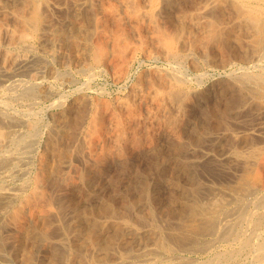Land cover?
Here are the masks:
<instances>
[{
	"label": "bare ground",
	"instance_id": "6f19581e",
	"mask_svg": "<svg viewBox=\"0 0 264 264\" xmlns=\"http://www.w3.org/2000/svg\"><path fill=\"white\" fill-rule=\"evenodd\" d=\"M171 1L172 0H73L76 10L75 17H77V19L76 21L73 20L74 30L72 29L73 33L71 34L70 32L72 31L67 29L68 27H55V25H48L46 23L47 21L45 22V19L50 18L49 16H51V12L56 6L57 0H0L1 76L10 75L11 73H15L16 70L24 72L27 70L29 72L33 69L36 70L33 66L41 60H39L35 54L31 55L33 47L32 40L35 36H40L41 38L46 39V41L52 43L61 40L62 44L63 42L65 44H70L74 49L81 51V58L85 63H89V66L90 63L97 66L109 65L116 70L118 73L117 76H122V74L126 73L129 62L132 57H134L133 55L136 54L134 53L136 39H138L136 38V35L145 39L146 35H143V31L146 30L145 28L149 30V38H153V43L158 46H163L164 50H166L164 53L169 57H176V54L180 53V51H175V47L177 48L179 46L177 43H179V39L183 34L187 33V30L191 34L193 32L191 40L196 45L200 46L199 48L202 47L203 50L205 49L204 51L213 50L212 52L220 53L222 56V61L220 60L222 65L238 67V69H235L226 75L224 74L225 76H215L204 73V142L202 141L204 143V160H192L196 164H200L204 161V186H202L204 189H200L195 182L197 181L195 180V178H197V171L195 173L188 171V174H185L186 181L185 178H183V180L178 179L175 180V182L174 178L177 176L175 173L169 172L170 181L177 183V186L180 187L179 191H174L173 189L174 192L170 193L166 192V189V191L161 189L159 186L153 188V183L150 185V182L144 180L145 178L143 177H141L143 179H133L130 185L135 191L125 198H117L116 194H111L110 192L105 201L101 203L99 201V203L91 205L88 210L84 208L85 204L83 205L82 210L77 208V218L79 220H77L78 222H76L74 228L72 227L73 230H75L72 235L75 236V233L77 232V236L72 237V235H70L73 239L68 243L66 242L67 239L65 241V238H63V236L60 238L59 235L64 228L65 222L68 220L67 218L70 212H68V208L70 207V204L68 205L67 203L69 202L68 200L73 202L75 199H79L76 196L77 192L80 190L82 191V189H80L81 181L78 180L80 178L71 176L74 171L69 175L64 173L65 171L62 172V169L64 168H56L57 166L55 167L54 163L52 166L47 165V169H41L42 171L44 170L43 172L36 171V173L38 172L39 174L36 175V177L34 176L35 183L33 186L30 185V178H27L28 181L24 182V184L22 183L23 185L20 186L21 191L19 190L21 193L24 189L32 187L30 192L25 195H22L18 191L16 192V190L10 186L11 184L9 185L10 188H13L15 191L7 189L5 185L3 186L4 183L0 182V264H8V248L15 246V243H17L15 238L19 233L23 234V238H25L21 247L23 248L24 257L22 256V258L24 262L21 264H39L33 262L34 258H36L34 257L36 256L34 255L35 243L37 240H41V242L47 241L48 243V240L51 241V239L55 240L58 246L60 245L59 247L62 248L63 246L62 249H65V247H67V249L66 252H63L62 249L57 247V249L49 251V260L43 264H134L131 260L132 258H140L148 255L150 256V259L147 260L148 262L145 261L146 263L141 264H264V0H176L180 6V12L179 14L177 13L178 16L176 17L167 14L169 20L166 21L163 17V13H169L168 8ZM16 2L19 5L17 8L13 5ZM68 2L70 1L68 0ZM189 4L198 6L200 9L203 8L201 7L203 4L205 8L203 16H210L205 22L204 20H198L199 25L196 26L195 29L194 24H189L193 26L187 25V15L191 14L193 16V12L190 13L189 11V9H191V7L189 8ZM201 11L203 13L204 10L202 9ZM232 15L240 18L237 21L239 23L229 27L225 26L226 28L222 26V28L220 23ZM232 18H234V16ZM163 19L173 26L172 29H175L174 34H171L172 36L165 35L168 31L165 30V32L163 30L168 28H163ZM66 22H63L62 25L66 24ZM241 24H244L245 27H242ZM170 25L167 27H170ZM172 29L170 27V30ZM146 32L147 31H145V33ZM189 32L188 34H190ZM186 35L187 34H185V36ZM187 37L188 36H186V39H188ZM246 39L247 45H245ZM137 41V43H139V40ZM193 42L190 44L192 47ZM43 43L44 42H42V44ZM140 43L142 44L143 40H140ZM48 44L49 43H47V45ZM141 44L139 46L142 48V46L145 47L146 43L142 44V46ZM52 45H50V47H52ZM157 45L154 46L156 47ZM184 45H186V43ZM150 46L149 48L147 47L148 51ZM10 47L21 48L25 53L20 52L21 54H19L11 52L9 49ZM66 47L64 48L66 49ZM155 47L151 46L152 49ZM44 48L46 49L47 47L44 46ZM68 48L71 49L72 52L74 51V49L72 50V48ZM180 48L184 49L183 47ZM194 48L197 47L194 46ZM45 49L44 51H46ZM55 49L54 46V49L52 50ZM144 49L145 48H143V50ZM78 50L76 51L79 52ZM47 51H49L51 55L54 53V51L51 52L49 49ZM71 51L69 54H71ZM156 53H158V50ZM207 54L208 53H206V55ZM66 57L67 55L64 59H66ZM202 58L204 57L201 56V59ZM82 59L81 61H83ZM206 59L208 60V58ZM152 60H154V58ZM69 61L70 60H68V62ZM166 62L168 63V61ZM217 63L219 62L217 61ZM170 65L172 66L171 63ZM158 66L159 65H157V67ZM36 67H38V65H36ZM90 67L92 68V66ZM220 67L222 66L220 65ZM83 70L84 68L82 69V72ZM86 70L88 72V69ZM159 70L149 71L150 73L148 72L146 77H143L145 89H139L137 87L131 90V93L128 91L130 95H128L127 98L118 101L117 107L109 115V122L107 124H101L99 123L100 119L95 118L93 119L94 124L92 123L93 127H90V129L88 127L87 129L89 130H84L80 135L81 145L79 144L78 154L84 157L87 155H94L95 153H99L98 151H101V153L98 154L100 157H95L98 158V160L93 159V163L88 162L90 163L89 166L91 171H95V175L102 172L98 165H100L103 160L107 159V153L110 151L111 155L113 152H120L123 154L127 152V150H131L136 154H140L147 149L154 151L157 149H154L155 143L163 134H172L175 138L181 135L183 120L188 113L190 116L191 109L189 112L187 109L192 106L193 95L184 89L183 77L177 70H175V68L164 72L161 71V69ZM116 72H113L115 76ZM46 73L47 72L44 74L46 75ZM34 74L37 75L39 72L37 74L35 72ZM56 74L57 73H55V75ZM57 77L60 76L58 75ZM90 78L89 80L91 81ZM63 79L65 80V78ZM115 80L116 79L114 78V81ZM14 81L15 80H13V82ZM139 81V85H141L142 78H140ZM23 84L24 83H22V85ZM36 86L38 87V85ZM87 86L89 87L90 85L87 84ZM88 87L86 88L88 89ZM1 88L3 89V87ZM28 88L29 87L27 86L26 91ZM80 89L82 88L80 87L79 90ZM47 90H49V88ZM42 91L45 92L44 90ZM26 93H28V91ZM13 95L9 96L12 97ZM22 98H20V100ZM15 100L18 99L15 98ZM57 106H59V103ZM142 106L146 107L144 113L140 109ZM26 107L28 108L29 106ZM36 111H38V109ZM94 111L96 113L97 110L94 108ZM86 112H88V110ZM97 114L99 113L97 112L95 115L97 116ZM5 118L0 116V168L8 167L9 165L12 166V164L15 166L14 159L16 158V155L19 157L21 154L27 152L30 154L31 152V138H25V136L21 135L14 136L12 132L4 130L2 128L3 126L10 127V124H14V122L10 123L7 120L8 117ZM9 120L13 121L11 118ZM15 120L16 119H14V121ZM17 120L19 119L17 118ZM54 121L55 124L56 119ZM17 122L18 121L15 123L17 124ZM31 122L29 125L27 124V127L33 129L35 124H31ZM33 122L35 123V121ZM63 122L66 121L64 120ZM21 123L23 125L24 121H20V124ZM56 126L57 123L55 127ZM77 126V122L72 124L73 128H76ZM51 128L52 127L50 126V129ZM67 128L69 127L67 126ZM58 130L61 131L60 129L53 127V129L48 132L45 147L46 149L52 148L53 152L54 149H58L60 151V155H58L60 158L59 161H62L61 163H63L68 157V149L72 146L69 144L71 147L67 148L68 143L63 146L59 145L57 140L55 141L59 134ZM43 131L44 130H42V132ZM143 132L144 134H142ZM36 133L37 137H39V132ZM71 135L70 132L66 134V142L71 139ZM169 136L171 135H167V137ZM76 138L79 137L77 136ZM171 138H173V136ZM202 138V135L198 136V138H194L195 140L193 139L192 142L198 144ZM181 139L177 140L180 142ZM186 141L187 140L183 142ZM11 143L14 144L12 148L13 150L8 148ZM171 144H173V142ZM180 144L171 147L179 157H185V159L189 158V156L186 158L184 149ZM200 144H198V146H200ZM192 147L194 148V146ZM34 148L36 149V147ZM31 156L34 155L32 154ZM151 162L152 164H148L151 167L155 166L156 163L153 162L152 159ZM21 163L19 166H21ZM31 164L33 163L31 162ZM79 164L80 163L76 164L77 170H79ZM42 165L46 166V164ZM186 165H188L187 162ZM173 167L174 166H172V169ZM182 167L184 172L186 166ZM195 167L197 168V165ZM77 170L76 172H78ZM25 172L21 173L24 175ZM22 174L19 173L18 176ZM199 176L198 178H200ZM14 179L13 181H15ZM86 190L84 189L85 192H87ZM98 193L100 192L98 191ZM77 205L80 204L78 203ZM73 215L74 214H71L69 219H71V216ZM84 217L87 219L86 221H84ZM98 218H105L106 221L104 219H102V221L104 220V222L107 223L105 225H109V227H113V229H111V231H103L101 229L102 227H99L97 224V221L99 222V220H97ZM171 219L179 220L180 225L173 227L172 224L175 223L170 224ZM146 220L150 221V224H148L151 229L145 228L146 226L143 227V223ZM70 222L71 223L68 222L69 226L72 224V221ZM32 233H35L36 238L33 237V239H29ZM69 233L71 234V232ZM201 237H204V248L201 245L198 249H204V254L209 253L210 256L204 260L187 257L188 255L185 256V253L192 248L189 247L191 243L190 241L194 238L201 239ZM137 240L140 242L139 246L135 244V241ZM15 250L13 252H15ZM245 250L251 255L248 259V263H237V253H241V251ZM11 256L13 255L11 254Z\"/></svg>",
	"mask_w": 264,
	"mask_h": 264
},
{
	"label": "rangeland",
	"instance_id": "374dc122",
	"mask_svg": "<svg viewBox=\"0 0 264 264\" xmlns=\"http://www.w3.org/2000/svg\"><path fill=\"white\" fill-rule=\"evenodd\" d=\"M65 3H64V2ZM70 2H68V0H60L58 1L57 0V4H56V8L54 7L53 8V11L51 12V16H49L50 18H47L45 19V22L48 24V25H55V27H68L67 29L71 30L72 29L74 30V21H76L77 17H75V5H74V2L73 0H69ZM64 4H63V3ZM173 2V3H172ZM60 5H59V4ZM14 7H18V3H14L13 4ZM12 5V7H13ZM11 7V8H12ZM191 7V9H189L190 13L193 12V16L191 14L187 15L186 19L188 20L187 22V25L189 24H194V29L196 28V26L199 25V22L198 20L200 21H203L204 22L206 20L209 19L210 16H203L204 12H205V8H204V5L202 4L201 7L203 8H198V6H195V5H192V4H189V8ZM195 10H194V8ZM74 8V9H73ZM13 9V8H12ZM59 9V10H58ZM178 9V10H177ZM204 10L203 13L201 10ZM56 10V11H55ZM58 10V12H57ZM74 10V11H73ZM180 10V6H179V3L176 1V0H172L171 1V4L169 5V8H168V11L169 13L165 12L163 13V17L164 19H166V21H168V16L167 14H170L171 16H178L177 13L179 14V11ZM193 10V11H191ZM63 11V13H62ZM200 11H201V14H200ZM60 12V13H59ZM71 12V13H70ZM62 13V14H61ZM65 13V14H64ZM176 15H174V14ZM199 13V14H198ZM165 15V16H164ZM195 15V16H194ZM199 15H202V16H199ZM206 15V14H205ZM167 16V17H166ZM190 16V17H189ZM234 16V18H232ZM61 17V18H60ZM65 17V18H64ZM67 17V18H66ZM70 17V18H69ZM166 17V18H165ZM205 17V18H203ZM64 18V19H63ZM69 18V19H68ZM75 18V19H74ZM48 19H49V22H48ZM62 19V20H61ZM67 19V20H66ZM163 19V20H164ZM240 18H237L235 15H232L230 16L229 18H227L225 21L221 22L220 23V26L222 27H229V26H233V25H236L238 24L239 22H237ZM51 20V21H50ZM71 20V21H70ZM161 20V19H160ZM162 20V21H163ZM57 21V23H56ZM67 21V22H66ZM161 21V22H162ZM164 20V25H163V28H168V29H164L163 31H168L166 32L165 35H173L174 34V30L175 29H172V25L169 24V22H166ZM194 21V22H193ZM236 21V22H235ZM54 22V23H53ZM65 23L64 25H62V23ZM191 22V23H190ZM193 22V23H192ZM53 23V24H52ZM70 23V24H69ZM168 23V24H167ZM60 24V25H59ZM171 27V29L173 30H170V27H167L169 26ZM189 26H193V25H189ZM242 27H245L244 24H241ZM54 27V26H53ZM222 27V28H223ZM225 27V28H226ZM193 28V27H192ZM147 31L145 33V31H143V35L145 36V39H142L140 38L138 35H136V48H135V52L136 53L135 55H133L134 57H132L131 61L129 62V66H128V69L126 71V73L118 75V73L116 72V70H114L113 67L109 66V65H92L90 63V66H92V68L88 65L89 63H85V61L81 58V51L78 50V49H74V47L70 46V44H65L63 42H61V40L59 41H55V42H50V41H46V39L44 38H41L40 36H35L34 39L32 40V53L31 55H34L39 59L41 60L40 62L38 61L36 64H34L33 68H36L33 69L32 71L30 70V72L27 70V71H20V70H16L15 73H11L10 75H0V116L2 118H7V120L11 123V122H14V124H10L9 126L10 127H6V126H3L2 128L4 130H8L10 132L13 133L14 136H25V138H31V146H30V154L27 152V153H24V154H21L19 155V157L16 155V158L14 159L15 161V166L12 164L9 165L8 167H2L0 168V182L4 183L3 186L5 185V187L9 190H12V191H15L16 192H20L21 189H20V186H22L24 184V182L28 181V179L32 178L31 180L29 179V182H30V185H34V176L36 177V175H38L39 173L38 172H41L42 168L44 169H47V165H50L52 166L53 163H54V166L56 168H64L62 169L64 173H67L69 175H71V172L72 175L71 176H75L76 178H80L78 180H80V189H82V191H78L77 192V197L79 199H75V201L73 202H70V200H68L69 202L68 205L70 206L68 208V212H69V215H68V220L65 222V225L64 224V228H63V232L61 231L60 232V238H65V241L67 239L66 242L69 243L70 240H72L73 236L72 234H74L75 230H73L74 226L76 225V222H78L77 220H79L77 218L78 216V210L77 208H80L82 210V207L83 205L87 204L86 206L84 205V208L86 210L89 209V207L93 204H97L103 201H105L107 199V196L108 194L111 192V194H116L115 196L118 198H125L126 196H128L130 193L134 192L135 189L130 185L131 181L133 179H143L145 178L144 180H147L148 182H150V185L153 183V188L155 186H159L161 189L165 190L166 192L170 193V192H174V191H179L180 187L177 186V183H174L175 180H183V178H185V181H186V175L188 174L187 172L191 171V173H195L196 171L199 173L196 172V177L195 180H199L198 182H196V184L199 186L200 189H204V161L201 162L200 164H196L194 161H197V160H201L204 158V73H208V74H212V75H215V76H225L226 74H228L229 72L235 70V69H238L237 66H229V65H222V56L220 53L218 52H212L213 50H208V51H204L203 48H199L200 46L196 45L191 39H192V34L186 30L187 34L186 36H188L186 39V36L185 34H183V36L179 39V43H177V45H179L177 48L175 47V51H180V53H177L176 54V57H169L166 55V53H164V51L166 52V50H164V47L163 46H158L157 44L153 43L154 40H152L153 38H149L150 36V32L147 28H145ZM193 29V30H194ZM188 32L190 34H188ZM71 34L73 33L70 32ZM168 33V34H167ZM170 33V34H169ZM148 35V36H147ZM171 35V36H172ZM190 35V36H189ZM148 37V38H147ZM38 39V40H36ZM41 39V40H40ZM151 40V41H148V40ZM168 39V38H167ZM186 39V40H185ZM139 40V43H137ZM140 40H143V43H146L145 44V47L142 46V44L140 43ZM145 40V41H144ZM191 40V42H190ZM46 41V42H45ZM35 42V43H34ZM42 42H44L42 44ZM150 42V43H149ZM178 42V40H177ZM193 42V47L192 44ZM47 43H49V47L47 45ZM53 45H52V44ZM152 43V45H151ZM186 43V45H184ZM188 43V45H187ZM247 43V39H246V42H245V45ZM40 44V45H39ZM45 44V45H44ZM56 44V45H55ZM141 44L142 48L139 46ZM148 44V45H147ZM152 47H155L154 45H157L154 49L151 48ZM46 46L47 48L45 49L44 46ZM50 45H52V47H50ZM69 45V46H68ZM43 46V47H41ZM54 46H55V50H52L54 49ZM67 46V47H66ZM150 46V50L149 51H152V52H149L147 49L149 48ZM197 47V48H194ZM66 47V49L64 48ZM68 47L72 48V50L74 49V51L72 52L71 49H69ZM148 47V48H147ZM180 47H183L184 49L180 48ZM16 47H10V51L11 52H16V53H25V51L21 48H16ZM44 48L46 51H44ZM52 48V49H51ZM143 48H145L143 50ZM14 49V50H13ZM40 49V50H39ZM50 50L51 52L54 51L53 55L50 54L49 51L47 50ZM163 49V50H162ZM177 49V50H176ZM193 51H192V50ZM34 50V51H33ZM76 50H78L79 52H77ZM142 50V51H141ZM158 50V53H156ZM160 50V51H159ZM185 50V51H184ZM203 50V51H202ZM18 51V52H17ZM36 51V52H35ZM40 51V52H39ZM69 51V52H68ZM71 51V54H69ZM141 51V52H140ZM184 51V52H183ZM188 51V52H187ZM197 51V52H195ZM199 51V52H198ZM201 51V52H200ZM21 52V53H20ZM39 52V54H38ZM76 52V53H75ZM163 52V53H162ZM194 52V53H193ZM208 53L206 55V53ZM211 52V53H210ZM147 53V54H146ZM215 53V54H214ZM38 54V55H37ZM48 54V55H47ZM76 54V56H75ZM164 54V55H163ZM179 54V55H178ZM201 54V55H199ZM211 56H210V55ZM67 55L66 59L65 56ZM73 55V56H72ZM141 55V56H140ZM147 55V56H146ZM151 55V56H150ZM188 55V56H187ZM194 55V56H193ZM209 55V57H208ZM40 56V57H39ZM52 56V57H51ZM72 56V57H71ZM146 56V57H145ZM154 56V57H153ZM183 56V57H182ZM201 56L204 57L201 59ZM77 57V58H76ZM145 57V58H144ZM150 57V58H149ZM160 57V58H159ZM196 57V58H195ZM211 57V58H210ZM54 58V59H53ZM70 58V59H69ZM80 58V60H79ZM154 58V60H152ZM159 58V59H158ZM164 60H163V59ZM178 58V59H177ZM208 58V60L206 59ZM45 59V60H44ZM75 59H76V62H75ZM81 59L83 61H81ZM167 59V60H166ZM173 59V60H172ZM175 59V60H174ZM216 59V61H215ZM44 60V61H43ZM68 60H70L68 62ZM72 60V61H71ZM158 60V61H157ZM170 60V61H169ZM172 60V61H171ZM181 60V61H180ZM183 60V61H182ZM202 60V61H201ZM221 60V61H220ZM67 61V62H66ZM79 61V62H78ZM144 61V62H143ZM168 61V63L166 62ZM187 61V62H186ZM217 61L219 63H217ZM48 62V63H47ZM178 62V63H177ZM264 62V60H263ZM78 63V64H77ZM141 63V64H139ZM153 63V64H152ZM170 63L172 64V66L170 65ZM185 63V64H184ZM39 64H42V65H39ZM81 64H84V65H81ZM193 64V65H191ZM215 64V65H214ZM36 65H38V67H36ZM47 65V66H46ZM60 65V66H59ZM76 65V66H75ZM86 65V66H85ZM150 65V66H149ZM154 65V66H153ZM157 65H159L157 67ZM217 65V66H216ZM220 65L222 67H220ZM54 66V67H52ZM89 66V67H87ZM149 66V67H148ZM187 68H186V67ZM202 66V67H201ZM210 66V67H209ZM40 67V69H39ZM42 67V68H41ZM44 67V68H43ZM102 67V68H101ZM108 67V68H107ZM110 67V68H109ZM138 67V68H137ZM147 67V68H146ZM151 67V68H150ZM160 67V68H159ZM171 67V68H170ZM199 67V68H198ZM232 67V68H231ZM51 68V69H50ZM84 68L83 72H82V69ZM88 69V72L86 69ZM94 68V69H93ZM163 68V69H162ZM175 68V70H177L183 77V86H184V89L188 92H190L192 95H193V101H192V106L189 107L188 112L189 110L191 109V112H190V116L187 114L183 120V123H182V133L180 136H176L177 138H175L174 135L172 134H163L160 138L162 139H158L157 142L155 143V148L157 149H153L154 151H151V150H144L142 151L140 154H136L135 152H132L131 150H127V152L121 154L120 152L118 153H112L111 155V151L107 153L108 157L107 159L103 160L101 162L100 165H98L102 172L99 173V174H96L95 175V171H91V168H90V163L92 162L93 163V159L95 160H98V158H95V157H100V155H98L99 153H101V151H98L99 153H95L94 155H87V156H81L80 154H78V148L79 146L81 145V141H80V135L82 134V132L84 130H89L90 127H93L92 125L94 124V121L93 119L95 118H98L100 119V122L101 124H107L109 122V115L112 111H114V109L117 107V103L118 101L122 100V99H125L128 97V95H130V93L132 92L131 90L135 89V88H139V89H142L144 87V84L143 83V77H146V75L148 74V72L150 71H155V70H159L161 69V71H168V70H173ZM180 68V69H178ZM197 68V69H195ZM213 68V69H212ZM46 69V71H45ZM56 69V70H55ZM90 69V70H89ZM93 69V70H92ZM103 69V70H102ZM109 69V70H107ZM138 69V70H137ZM140 69V70H139ZM151 69V70H150ZM206 69V70H205ZM209 69V70H208ZM229 69V70H228ZM232 69V70H231ZM43 70V71H41ZM96 70V71H95ZM116 72V76L115 74H113V72ZM143 70V71H142ZM145 70V71H144ZM183 70V71H182ZM208 70V71H207ZM224 70V71H223ZM39 74H37L38 72ZM53 71V72H52ZM74 71V72H73ZM79 71V72H78ZM91 73H90V72ZM109 71V72H108ZM160 71V70H159ZM213 71V72H212ZM228 71V72H227ZM18 72V73H17ZM22 72V73H21ZM36 72L37 75H35L34 73ZM45 72L46 75L44 74ZM49 72V73H48ZM82 72V73H81ZM94 74H93V73ZM100 72V73H99ZM104 72V73H103ZM149 72V73H150ZM186 72V73H185ZM219 72V73H218ZM21 73V74H20ZM55 73H57L55 75ZM65 75L63 76L62 75ZM84 73V74H83ZM112 73V74H111ZM146 73V74H145ZM222 73V74H221ZM67 74V75H66ZM138 74V75H137ZM142 74V75H141ZM184 74V76H183ZM220 74V75H218ZM225 74V75H224ZM18 75V76H17ZM27 75H32L30 76H27ZM35 75V76H34ZM51 77H50V76ZM60 76V77H57V76ZM62 75V76H61ZM87 75V76H86ZM95 77H94V76ZM24 76V77H23ZM34 76V78H33ZM49 76V77H48ZM55 76V77H54ZM125 76V77H124ZM187 76V77H185ZM27 77V78H26ZM32 77V78H31ZM36 77V78H35ZM54 77V78H53ZM86 77V78H85ZM91 79V81L89 80V78ZM121 77V78H120ZM129 77V78H128ZM16 78V79H15ZM24 78V79H23ZM42 78V79H41ZM65 78V80L63 79ZM67 78V79H66ZM71 78V79H70ZM114 78L116 79L114 81ZM118 78V79H117ZM140 78H142V83L141 85H139L140 83ZM187 78V79H186ZM18 79V80H17ZM47 79V80H46ZM96 79V80H95ZM120 79V80H119ZM127 79V80H126ZM139 79V80H138ZM5 80V81H4ZM13 80H15L13 82ZM26 82H24V81ZM36 80V81H35ZM40 80V81H39ZM43 80V81H42ZM46 80V81H45ZM188 80V81H187ZM191 80V81H190ZM4 81V82H3ZM18 81V82H17ZM38 81V82H37ZM88 81V82H87ZM94 81V82H93ZM20 82V83H19ZM30 82V83H29ZM85 82V83H84ZM90 82V83H89ZM131 82V83H130ZM19 83V84H18ZM22 83H24L22 85ZM32 83V84H31ZM39 83V84H38ZM41 83V84H40ZM188 83V84H187ZM3 84V85H2ZM6 84H7V87H6ZM9 84V85H8ZM18 84V85H17ZM31 86H29V85ZM86 84V85H85ZM87 84H89L90 86L88 87ZM120 84V85H119ZM136 84V85H135ZM2 85V86H1ZM14 85V86H12ZM16 85V86H15ZM26 85V86H25ZM38 85V87L36 86ZM80 85V86H78ZM135 85V87H134ZM18 86V88H17ZM23 86V87H22ZM27 86L29 87L28 90V93H26V88ZM139 86H142V87H139ZM3 87V89L1 88ZM10 87V88H9ZM12 87V88H11ZM25 87V88H24ZM54 87V88H53ZM82 88L79 90V88ZM88 87V89L86 88ZM126 87V88H125ZM132 87V88H131ZM134 87V88H133ZM24 88V89H23ZM33 88V89H32ZM35 88V89H34ZM37 88V89H36ZM49 88V90H47ZM32 89V90H31ZM100 89V90H99ZM103 91H102V90ZM192 89V90H191ZM6 92H4V91ZM7 90V91H6ZM42 90H44L45 92H43ZM84 90V91H83ZM191 90V91H189ZM15 91V92H14ZM22 91V92H21ZM25 94H24V92ZM100 91V92H98ZM102 91V92H101ZM128 91H130V93H128ZM4 92V93H3ZM8 92V93H7ZM31 92V93H29ZM62 92V93H61ZM80 92V93H79ZM97 92V93H96ZM109 92V93H108ZM193 92V93H192ZM19 93V95H18ZM21 93V94H20ZM197 93V94H196ZM14 94V95H13ZM42 94V95H41ZM89 94V95H88ZM126 94V95H125ZM9 95H13L12 97L9 96ZM22 95V97H21ZM30 95V96H29ZM46 95V97H45ZM100 95V96H99ZM8 96V97H7ZM29 96V97H28ZM39 96V97H38ZM96 96V97H95ZM117 96V97H116ZM28 97V98H27ZM41 97V98H40ZM7 98V99H6ZM12 98V99H11ZM18 99V100H15ZM20 98H22L20 100ZM35 98V99H34ZM44 98V99H43ZM92 98V99H91ZM97 98V100H96ZM2 99H5V100H2ZM24 99V100H23ZM38 99H39V102H38ZM116 99V100H115ZM195 99V100H194ZM53 100V101H52ZM99 100V102H98ZM15 101V102H14ZM21 101V102H20ZM31 101V102H30ZM34 101V102H33ZM41 101V102H40ZM57 101V102H56ZM59 101V102H58ZM88 101V103H87ZM10 102V103H9ZM13 102V103H12ZM36 102V103H35ZM62 102V104H61ZM105 102V104H104ZM8 103V104H7ZM33 103V104H32ZM59 103V106H57V104ZM78 103V104H76ZM80 103V104H79ZM87 103V104H86ZM90 103V104H89ZM4 104V105H3ZM66 104V105H65ZM85 104V105H84ZM6 105H9V106H6ZM26 106H29L28 108ZM88 106V107H86ZM93 106V107H92ZM100 106V107H99ZM112 106V107H111ZM33 107V108H32ZM106 107V108H105ZM143 107V108H142ZM140 109L141 111L144 113L146 110V107L145 106H142ZM82 108V109H81ZM94 108L96 111V113L98 112L99 114H97V116L95 115V111H94ZM7 109V110H6ZM25 109V110H24ZM28 109V110H27ZM30 109V111H29ZM38 109V111H36ZM139 109V110H140ZM143 109V110H142ZM4 110V111H2ZM18 110V111H17ZM33 110V111H32ZM41 110V111H40ZM66 110V111H65ZM88 110V112H86ZM90 110V111H89ZM2 111V112H1ZM11 111V112H10ZM16 112V113H15ZM27 112V114H26ZM2 113V114H1ZM5 113V114H4ZM24 113V114H23ZM29 113V114H28ZM31 113V114H30ZM92 113V114H91ZM95 113V114H94ZM8 114V115H7ZM60 114V115H59ZM106 116H105V115ZM192 114V115H191ZM12 115V116H11ZM20 115V116H19ZM25 115V116H24ZM56 115V116H55ZM93 115V116H92ZM100 115V117H99ZM108 117L106 120L104 117ZM10 116V117H9ZM27 116V117H26ZM30 116V117H29ZM33 116V117H32ZM37 116V117H36ZM63 116V117H62ZM26 117V118H25ZM86 117V118H85ZM5 118V119H6ZM13 119V121L9 120V119ZM17 118L23 122L24 121V124L22 125V123L20 124V121L17 120ZM21 118V119H20ZM24 118V119H23ZM14 119H16L14 121ZM33 119V120H32ZM35 119V120H34ZM56 119V123H57V126L55 127L56 123L54 124V120ZM105 119V120H104ZM23 120V121H22ZM40 120V121H39ZM53 120V121H52ZM58 120V121H57ZM66 121V122H63V121ZM91 120V121H90ZM16 121L17 124L15 123ZM35 121V123L32 122ZM61 121V122H59ZM85 121V122H84ZM87 121V122H86ZM90 121V122H89ZM31 122V124H35L34 128L33 129H30V127H27V124L29 125V123ZM74 122H77L78 123V126L76 128H73L72 127V124ZM106 122V123H105ZM26 123V124H25ZM37 123V124H36ZM41 123V124H40ZM93 123V124H92ZM201 123V124H200ZM20 124V125H18ZM30 124V125H31ZM39 124V125H38ZM71 124V125H70ZM192 124V125H191ZM13 127H12V126ZM22 125V126H21ZM26 125V126H25ZM42 125V127H41ZM70 125V126H69ZM18 126V127H16ZM50 126L52 127L51 129L56 128V129H60L61 131H59L58 133V137L57 139H55V141L57 140V142L59 143V145H67L68 143V147H71L68 149V157L66 158V160L61 163L62 161H59L60 158L58 155H60V151L58 149H54V152L52 150V148H49V149H46L45 147V141H46V136L48 135V132L51 131L50 129ZM67 126L69 128H67ZM61 127V128H60ZM65 127V128H64ZM81 127V128H80ZM89 127V129H87ZM6 128V129H5ZM39 128V129H38ZM67 128V129H66ZM78 128V129H77ZM195 128V129H194ZM20 129V130H19ZM38 129V130H37ZM191 129V130H190ZM198 129V130H197ZM15 130V131H14ZM17 130V131H16ZM42 130H44L42 132ZM79 130V131H78ZM184 130H187V131H184ZM189 130V131H188ZM26 131V132H25ZM35 131V132H34ZM75 131V132H74ZM144 131H145V128H144ZM21 132V133H19ZM36 132H39L38 133V136L37 137V133ZM71 133V141L68 140V142H66V134L67 133ZM80 132V133H78ZM29 133H30V136H29ZM31 133H34V134H31ZM43 133V134H42ZM185 135H184V134ZM144 134V132L142 133ZM187 134V135H186ZM34 135V136H33ZM63 135V136H62ZM167 135H171L169 137H167ZM203 136V138L200 140V142L198 144H200V146H198V144H195L192 142V140L195 138H198V136ZM33 139H32V137ZM79 137V138H76V137ZM164 136V138H163ZM173 136V138H171ZM191 136V137H190ZM35 137V138H34ZM180 137V138H179ZM38 138V139H37ZM76 138V139H74ZM147 138V137H146ZM168 138V139H167ZM182 138V139H181ZM177 139H181L180 142L177 140ZM194 139V140H195ZM74 140V141H73ZM165 140V142H164ZM168 140V141H167ZM187 140L186 142H183ZM35 141V142H34ZM76 141V142H75ZM160 141V142H159ZM203 141V142H202ZM39 142V143H38ZM42 142V143H41ZM70 142V143H69ZM75 142V143H73ZM173 142V144H171ZM179 142V143H178ZM188 142V143H187ZM37 143V144H36ZM41 143V144H40ZM62 143V144H60ZM192 143V144H191ZM13 143H11L10 147L8 148H13L14 144L12 145ZM34 144V145H33ZM69 144L71 146H69ZM80 144V145H79ZM171 144V145H170ZM183 147L184 149V152H185V156L186 158L189 156V158L185 159V157H179L177 155V153L175 152V150L172 149L171 146H176V145H179ZM195 144V145H193ZM39 145V146H38ZM190 145V146H188ZM197 145V146H196ZM74 146V147H73ZM188 146V147H186ZM194 146V148L192 147ZM32 147V148H31ZM36 147V149L34 148ZM40 147V148H39ZM77 147V148H76ZM170 147V148H169ZM192 147V148H191ZM38 148V149H37ZM188 148V150H187ZM73 149V150H71ZM114 149V148H112ZM168 149V150H167ZM13 150V149H12ZM34 150V151H33ZM46 150V152H45ZM58 150V151H57ZM130 151V152H129ZM165 151V152H164ZM193 153H192V152ZM44 152V153H43ZM53 152V153H52ZM129 152V153H128ZM152 152V153H151ZM187 152V154H186ZM199 152V153H198ZM50 153V154H49ZM52 153V154H51ZM55 153V154H54ZM132 153V154H131ZM34 155V156H31V155ZM129 154V155H128ZM191 154V155H190ZM193 154V155H192ZM25 155H28V156H25ZM77 155V156H76ZM147 155V157H146ZM198 155V156H197ZM21 156V157H20ZM93 156V157H90ZM113 156V157H112ZM121 158H120V157ZM136 156V157H135ZM151 156V157H150ZM201 158H200V157ZM24 157V158H23ZM29 157V159H28ZM111 157V158H110ZM143 157V158H142ZM154 157V158H153ZM27 158V159H26ZM30 158H33V159H30ZM53 158H54V162H53ZM73 158V160H72ZM123 158V159H122ZM21 159V160H19ZM25 159V160H24ZM39 159V160H38ZM52 159V160H51ZM82 159V160H80ZM135 159V160H134ZM142 159V160H141ZM151 159L153 162H155V166L151 167L149 164H152L151 162ZM178 159V160H177ZM191 159V160H190ZM197 159V160H196ZM18 160V161H17ZM24 160V161H23ZM29 162V165H28V162ZM33 164H31V162ZM45 160V162H44ZM72 160V161H71ZM75 160V161H74ZM87 162H86V161ZM90 160V161H89ZM120 160V161H119ZM190 160V161H189ZM194 160V161H192ZM204 160V159H203ZM24 164H23V162ZM57 161V162H56ZM68 161V162H67ZM74 161V162H73ZM178 161V162H176ZM18 162V163H17ZM22 162V163H21ZM43 162V163H42ZM61 164H60V163ZM72 164H70V163ZM79 164L78 166V169L77 170V165L75 164ZM83 162V163H81ZM90 162V163H88ZM186 162L188 165H186ZM17 163V164H16ZM21 163V166H19V164ZM36 163V164H35ZM38 163V164H37ZM59 163V164H58ZM69 163V164H68ZM106 163V164H104ZM117 163V164H116ZM121 163V164H120ZM126 163V164H125ZM146 163V164H145ZM149 163V164H148ZM162 163V164H161ZM180 163V164H179ZM185 163V164H184ZM192 163V164H191ZM42 164H46V166H43ZM103 164V165H102ZM120 164V165H119ZM173 164H176V165H173ZM194 164V165H193ZM36 165V166H35ZM82 165V166H81ZM105 165V166H104ZM135 165V166H134ZM149 165V166H148ZM166 165V166H165ZM179 165V166H178ZM190 165V166H189ZM197 165V168L195 167ZM11 166V167H10ZM21 168H19V167ZM35 166V167H34ZM74 166V168H73ZM141 166V167H140ZM165 166V167H164ZM172 166L173 169H172ZM182 166H186L184 169L185 171L183 172V167ZM37 167V168H36ZM70 169H69V168ZM115 167V168H114ZM123 167V168H122ZM135 169H134V168ZM143 167V168H142ZM190 167V168H188ZM16 168V169H14ZM153 168V169H152ZM194 168V169H193ZM5 169V170H4ZM20 169V170H19ZM25 169H26V172H25ZM72 169V170H71ZM75 169V170H73ZM89 169H90V172H89ZM115 169V171H114ZM199 169V170H198ZM202 169V170H201ZM3 170V171H2ZM11 170V171H10ZM24 170V171H23ZM70 170V171H69ZM76 170L78 172H76ZM85 170V171H84ZM88 170V171H87ZM113 172H112V171ZM138 170V171H136ZM142 170V171H141ZM144 170V171H143ZM7 171V173H6ZM14 171V172H13ZM36 171H38L36 173ZM44 171V170H43ZM42 171V172H43ZM164 171V172H163ZM193 171V172H192ZM2 172V173H1ZM5 172V173H4ZM16 172V173H15ZM21 172H25V174L23 175ZM30 172V173H29ZM80 172V174H79ZM82 172V173H81ZM117 172V173H116ZM175 173V175L177 177L174 178V182L173 181H170V173ZM22 174V175H19L18 174ZM77 173V174H76ZM89 173V174H88ZM177 173V174H176ZM10 174V175H8ZM12 174V175H11ZM79 174V176H78ZM87 176H86V175ZM110 174V176H109ZM186 174V175H185ZM55 175V174H54ZM116 175V176H115ZM195 175V174H194ZM201 178H198V176ZM5 176V177H4ZM15 176V177H14ZM26 176V177H25ZM29 176V177H28ZM91 176V177H90ZM113 176V177H112ZM202 176V177H201ZM4 177V178H3ZM8 177V178H7ZM19 177V178H18ZM22 177V178H21ZM102 177V178H101ZM117 177V178H116ZM143 177V178H141ZM15 178V179H14ZM28 178V179H27ZM82 178V180H81ZM84 178V180H83ZM111 178V179H110ZM8 179V180H7ZM13 179L15 181H13ZM19 179V180H18ZM109 179V180H108ZM167 179V180H166ZM2 180V181H1ZM21 180V181H20ZM119 180V181H118ZM11 181V182H10ZM33 181V182H32ZM88 181V182H87ZM202 181V182H201ZM8 184H6V183ZM87 182V183H86ZM167 182V183H166ZM201 182V183H199ZM19 183V184H18ZM23 183V184H22ZM92 183V184H91ZM95 183V184H94ZM157 183V184H156ZM11 184V185H10ZM21 184V185H20ZM83 184V185H82ZM115 186H113V185ZM12 186L13 188L11 189L10 186ZM17 187L15 188L14 187ZM88 185V186H87ZM164 185V186H163ZM167 185V186H165ZM173 185V186H172ZM176 186V187H174ZM87 187V188H86ZM89 187V188H88ZM108 187V188H107ZM167 187V188H166ZM178 187V189H177ZM32 187L30 188H27V189H22L24 191H22V195L24 194H27L28 192H30ZM88 189L86 190L87 192L84 191V189ZM115 190H114V189ZM172 188V189H170ZM90 189V190H89ZM95 189V190H94ZM106 189V190H105ZM128 189V190H127ZM169 189V191H168ZM174 189V191H173ZM20 190V191H19ZM117 190V191H116ZM89 191V192H88ZM94 191V192H93ZM98 191L100 193H98ZM82 192V193H81ZM93 192V193H92ZM87 193V194H86ZM92 193V194H91ZM106 194V195H105ZM89 196V197H88ZM92 197V198H91ZM102 197V198H101ZM106 197V198H105ZM86 200V201H85ZM67 201V200H66ZM85 201V203H84ZM80 204V205H77V204ZM89 205V206H88ZM74 209V210H73ZM73 210V211H71ZM72 212V213H71ZM71 214H74L73 216H71V219L70 218V215ZM81 219V218H80ZM102 219H104L106 221L105 218H98L97 220H99V222L97 221V224L99 225V227H102L101 229L104 231V230H108V231H111V229H113V227H109V225H105L107 224L106 222H104V220L102 221ZM83 220V219H82ZM87 219H85L84 217V221H86ZM70 221H72V224H70L69 226V223H71ZM173 221V222H172ZM69 222V223H68ZM179 220L177 219H171L170 220V224L172 223H175V224H172L173 227H177L178 225H180V222ZM100 223V224H99ZM102 223V224H101ZM145 223V224H144ZM143 223V227L145 228H148V229H151L149 224H150V221L149 220H146L145 222ZM149 223V224H148ZM101 225V226H100ZM105 225V226H104ZM176 225V226H175ZM68 226V228H67ZM104 226V227H103ZM71 227V228H70ZM73 227V228H72ZM104 228V229H103ZM70 229V230H68ZM71 232V234L69 233ZM77 233V232H76ZM75 233V236L76 235ZM64 234V235H62ZM66 234V236H65ZM35 233H32L31 236L29 237V239H33V237L36 238V235ZM72 235V237L70 236ZM65 236V237H64ZM21 237V238H19ZM69 237V238H68ZM34 238V239H35ZM17 241V243H15V246H13L12 248H8V258H7V262L8 264H21L22 262H24L22 256L24 257V253H23V248L22 247V244L25 240V238H23V234L19 233L18 235H16V238H15ZM198 239V240H197ZM195 240V241H194ZM197 240V241H196ZM19 242V243H18ZM41 240H37V244L35 243V251H34V263H45V262H48V258H49V251L53 250V249H57L58 244L57 242H55V240L51 239L48 240V243L47 241L45 242H41ZM138 242V243H137ZM190 246L189 247H192L189 249L188 252L185 253V256L187 257H192V258H198L200 260H204L206 259L207 257L210 256L209 253H205L204 254V249L200 248L201 245L202 247L204 246V237H201L200 238H194L190 241ZM197 242V243H195ZM43 243V244H42ZM46 243V244H45ZM53 243V244H52ZM139 240L135 241V244L137 246H139ZM200 243V244H199ZM17 244V245H16ZM46 245V246H44ZM40 246V247H39ZM62 246V245H61ZM136 246V247H137ZM199 246V247H198ZM43 247V248H42ZM46 248V249H45ZM49 248V249H48ZM60 249L62 248L59 247ZM198 250H197V249ZM204 248V247H203ZM15 249H18V250H15ZM44 249V250H43ZM66 249L67 247H65V249H62L63 252H66ZM194 249V250H193ZM11 250V251H10ZM15 250V252H13ZM47 251V252H46ZM91 251V250H90ZM191 251V252H190ZM199 251V252H198ZM22 252V254H21ZM92 252V251H91ZM194 252V253H193ZM40 253V254H39ZM198 253V254H196ZM11 254L13 256H11ZM249 254V252L247 250L245 251H241V253H237V263H242V262H246L248 263V259L251 257V255H246ZM239 255V256H238ZM10 256V257H9ZM245 256V258H244ZM22 259H20V258ZM41 257V258H40ZM15 258V259H14ZM11 259V260H9ZM14 259V260H13ZM42 259V261H41ZM144 261H143V260ZM150 259V256H145V257H140V258H132L131 260L134 262V264L136 263H146L148 262L147 260ZM241 259V260H240ZM245 259V260H243ZM35 260H38V261H35ZM136 261V262H135ZM142 261V262H141ZM146 261V262H145ZM14 262V263H13ZM19 262V263H18ZM162 264V263H161Z\"/></svg>",
	"mask_w": 264,
	"mask_h": 264
}]
</instances>
